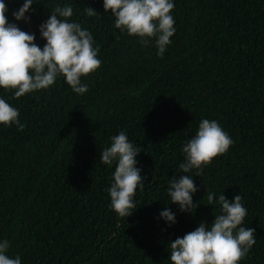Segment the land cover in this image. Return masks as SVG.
<instances>
[{
	"label": "trees",
	"instance_id": "trees-1",
	"mask_svg": "<svg viewBox=\"0 0 264 264\" xmlns=\"http://www.w3.org/2000/svg\"><path fill=\"white\" fill-rule=\"evenodd\" d=\"M4 2L8 21L40 47L39 25L57 5L71 6L70 20L91 32L102 61L82 77L84 94L62 76L18 99L0 88L25 125H0L7 255L21 264H171L169 242L221 214L219 204L207 205L211 192L242 197V226L255 229L256 242L239 264H264V0H173L176 31L162 58L154 40L144 46L117 29L103 0H34L30 22L12 15L24 0ZM202 119L216 120L233 144L196 176L179 165ZM121 131L140 148L144 177L127 218L110 207L115 162L99 159ZM184 174L198 187L194 212H181L168 195L169 181ZM165 208L176 213L171 226L159 217Z\"/></svg>",
	"mask_w": 264,
	"mask_h": 264
},
{
	"label": "clouds",
	"instance_id": "clouds-1",
	"mask_svg": "<svg viewBox=\"0 0 264 264\" xmlns=\"http://www.w3.org/2000/svg\"><path fill=\"white\" fill-rule=\"evenodd\" d=\"M33 3L34 0H24L12 13L15 20L30 22L26 13L32 10ZM174 7L173 0H103L104 12H110L115 18V27L129 36L139 37L144 46L154 40L161 58L176 31L171 15ZM84 11L89 17L97 14L91 7ZM7 12V4L0 0V88L14 92V98L18 99L48 89L62 76L75 93H86L88 86L82 83V77L96 72L102 61L98 58L99 47L93 46L91 32L70 20L73 8L57 5L39 25L40 36L46 41L43 47L35 42L34 33L10 23ZM19 116L17 108L0 98V125H16L23 130L25 125ZM232 144V138L216 120L202 119L195 135L182 148L185 160L179 168L183 173L195 170L193 175L201 176L203 169L214 158L226 154ZM140 151L121 131L111 137V146L100 152L101 163L112 165L115 162L116 165L113 183L107 191L111 209L121 218L132 215L136 209V191L144 188V177L137 167ZM193 175L173 176L169 181L171 203L177 204L181 212H194L198 207L193 201V194L198 191ZM207 201V205L219 204L221 214L215 215L210 225L200 222L193 231L170 241L168 259L171 264H239L255 244V229L242 226L247 209L239 194L229 200L222 193L217 200L215 193L210 192ZM159 217L169 226L176 223V213L170 208L161 211ZM10 246L7 239L0 240V264H21L19 256L7 255Z\"/></svg>",
	"mask_w": 264,
	"mask_h": 264
}]
</instances>
